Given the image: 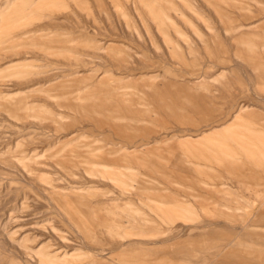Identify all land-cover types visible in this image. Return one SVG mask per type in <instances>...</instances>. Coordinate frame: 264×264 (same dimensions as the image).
<instances>
[{"label":"rangeland","instance_id":"1","mask_svg":"<svg viewBox=\"0 0 264 264\" xmlns=\"http://www.w3.org/2000/svg\"><path fill=\"white\" fill-rule=\"evenodd\" d=\"M29 2L0 0V264L263 256L264 0Z\"/></svg>","mask_w":264,"mask_h":264},{"label":"crops","instance_id":"2","mask_svg":"<svg viewBox=\"0 0 264 264\" xmlns=\"http://www.w3.org/2000/svg\"><path fill=\"white\" fill-rule=\"evenodd\" d=\"M153 1L155 2V0H153ZM158 1H160V0H158ZM52 2H54V0H49V2H29V3H25V5H27V7H29V8L32 7L33 9L40 10L42 8L41 6L44 7L46 5H49V3H50V5H52ZM239 26L242 27L241 24H239ZM56 28H57V26L47 27V28H43V29L41 27L40 28H33V29H28V30L24 31L23 33H27V34H33V33H39L40 34L41 33L42 34V31H44V30H48L47 32H56L55 31V30H57ZM241 30L242 29H238L237 30V31H240V32H239V35L236 36V39H238V38H240L242 36L243 30L242 31ZM227 31H229V30H227ZM77 35L78 36H76V37H84L83 39H86V40H89V38H90V35L87 34L86 32H82V33L77 34ZM42 43L43 44H51V43L53 44V40L52 39L51 40L48 39V40H45V41H42L41 40V43L40 44H42ZM98 47L100 48V46H98ZM12 54L16 55V54H18V52L17 51L16 52H12ZM27 63H29V62H27ZM29 64H31V63H29ZM221 68L224 69V70L226 69L225 66H221L220 69ZM246 107L249 108L248 106H246ZM254 111L251 110V109L244 108V111L235 112V114H234L235 116L231 117V120L230 121H228L225 124H223L222 127H221V130H229L230 128L228 126H230L234 122L233 120H235V119H238L239 122H240V120H242V121H253L254 116H255V112ZM239 122L238 121H235L236 125H238L237 123H239ZM217 132L218 131H216V130L214 131L213 130L212 132H208V133H200V134L196 135V138L199 137L200 139L207 140L208 138H210V136L214 135ZM256 139H259V137H257ZM259 142H261V144L263 145L262 146V149L260 151H256V152H254V151L245 152L244 153V159H246V160H252L258 154L260 155V158H264V136L261 139H259ZM226 143H227V137H226V139H223V140H220V141L218 139L217 140V143H216V146L218 145L217 147L221 151H223V149L224 150H229V148L227 147L228 144H226ZM212 152H214V154H213V156H211V154L209 153V157L210 158H213L214 156H216V152L217 151L213 150ZM263 185H264V183H263ZM263 201H264V197H263ZM216 204L217 205H221L218 202ZM218 213H220V212H218ZM262 217L264 218V216H261V218ZM219 222L220 223H226L224 221H217V222H213V223H219ZM209 225H211V224H209ZM246 225L247 224L244 221V226H246ZM130 226H131V224H130ZM253 231L254 230H252L250 232L249 231L248 232H244V242L247 240V241H252V242H261V243L264 244V234H262V232L260 230H255L254 232ZM131 238L135 239L134 241H140V239H142L143 237L133 236ZM124 240H126V238ZM124 240H122V241H124ZM142 240H144V239H142ZM240 241H242V240H234L232 238V236H231V238L229 239V242L228 243L234 244V243H239ZM128 244H134V243H128ZM249 259H253V260L254 259H257L259 264H264V255L262 256V254H259V253L256 254L253 251L244 253V261H245L246 264H250L251 263L249 261Z\"/></svg>","mask_w":264,"mask_h":264}]
</instances>
